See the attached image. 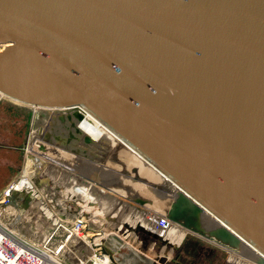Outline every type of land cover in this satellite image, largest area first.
<instances>
[{
  "label": "water",
  "instance_id": "95a60500",
  "mask_svg": "<svg viewBox=\"0 0 264 264\" xmlns=\"http://www.w3.org/2000/svg\"><path fill=\"white\" fill-rule=\"evenodd\" d=\"M3 97L67 165L264 262V0H0Z\"/></svg>",
  "mask_w": 264,
  "mask_h": 264
},
{
  "label": "built area",
  "instance_id": "2783aa9c",
  "mask_svg": "<svg viewBox=\"0 0 264 264\" xmlns=\"http://www.w3.org/2000/svg\"><path fill=\"white\" fill-rule=\"evenodd\" d=\"M30 150L28 143L21 167L0 191V264H125L134 253L147 256L135 244L139 238L137 229L164 242L176 236L177 225L170 216L152 208L134 209L138 216L136 229L121 227L119 223L115 227L107 217L111 186L63 167L54 187L41 185L36 170L31 177L32 186L14 193ZM55 196L62 198L64 208ZM33 207L37 211L33 212ZM29 211L32 218L27 215ZM38 212L41 215L37 226L42 224L41 230L35 226ZM162 258L165 257L158 255L155 260L163 264Z\"/></svg>",
  "mask_w": 264,
  "mask_h": 264
},
{
  "label": "rangeland",
  "instance_id": "374dc122",
  "mask_svg": "<svg viewBox=\"0 0 264 264\" xmlns=\"http://www.w3.org/2000/svg\"><path fill=\"white\" fill-rule=\"evenodd\" d=\"M4 101H6L7 97H3ZM10 102H14L11 101ZM8 102V101H6ZM8 102V109L3 104H0V183L2 179L11 176L15 171L17 172L19 168L21 167V164L23 162L24 158V148L27 146V144H30V147H32L33 144V138L36 136V132L38 131L40 122L38 121L39 114L41 113V109L34 108L29 105H23L21 103H10ZM16 104H21L23 107H19ZM3 112L8 114V118H5L3 120ZM28 117V118H27ZM45 117V118H43ZM42 117L43 122H47L48 115L44 114ZM29 119L28 123L27 120ZM51 133L54 132L53 127L49 130ZM43 139V138H42ZM37 140L36 143V152H45L46 148L44 147L45 143L43 140ZM48 139V138H47ZM44 141H47L46 139ZM43 142V143H42ZM57 142L58 141H54ZM35 150V149H34ZM30 152V151H29ZM27 155V166L28 163L33 162L34 166L39 169L40 168V160L34 157L32 154ZM53 157H57L58 159L62 158V161L64 160L63 155L61 156L55 155L52 153ZM52 157V158H53ZM20 165V166H19ZM48 163H43L42 168H44ZM67 165V164H66ZM49 166H53L50 164ZM68 167V165H67ZM34 168V167H33ZM49 167H47L48 169ZM55 168V167H54ZM69 168V167H68ZM35 169V168H34ZM73 169V168H72ZM35 170H31L29 173L31 177L34 175ZM53 171V169H50ZM74 170V169H73ZM76 172H81L74 170ZM83 173V172H82ZM39 183H42L41 185L47 186L48 188L54 187L55 183H49L47 180H43L39 176ZM57 179V178H56ZM56 182V181H54ZM67 190V189H65ZM62 193H64V190H62ZM60 205L61 208L65 207V203L62 201V198L60 196H55L54 198ZM118 199V200H117ZM122 200V201H121ZM110 202H114V215L111 216V222L112 225L115 227L118 226V223L121 224V227L127 226L128 228L135 229L138 223V216L134 214V209L137 210L138 207H145V208H152L154 207L146 204V206H138L131 204L127 200H124L123 198L116 196L115 194L111 193L110 196ZM22 203V200H19V204ZM134 208V209H133ZM130 209H132L130 211ZM33 212L37 211L33 207ZM29 218H32L33 213L29 211L27 213ZM38 220L36 221V227L37 230H41L42 224L40 226H37V222L40 221V212H38ZM19 218V217H17ZM118 218V219H117ZM176 219V218H175ZM178 220V219H176ZM114 222V223H113ZM180 224L185 226L186 228H192L194 230H197L196 228L178 220ZM179 226H177L178 228ZM180 228V227H179ZM184 230V229H183ZM202 235L207 236L209 238H212L214 241L219 242L220 240H216V238L200 231ZM185 232V231H184ZM187 232V231H186ZM139 238L135 239V244H139L144 252H146V255H140L138 253L132 254L131 257L128 258V262L126 264H159L155 259L158 255L164 256L165 258H162L161 263L163 264H195L199 257L204 256L205 258L209 259L205 261L204 264H244L241 263V258L236 257L229 251H226L224 249H221L214 244L210 243L208 240L204 238H199V236L187 232L184 236L181 238H177L174 243L172 241L175 240V236H172L170 238L169 242L161 241L158 237H153L149 235L147 232H141L139 231ZM184 240L181 242V240ZM170 243V244H168ZM169 257V259H167ZM202 264V262H200ZM246 264H250L247 263Z\"/></svg>",
  "mask_w": 264,
  "mask_h": 264
},
{
  "label": "bare ground",
  "instance_id": "6f19581e",
  "mask_svg": "<svg viewBox=\"0 0 264 264\" xmlns=\"http://www.w3.org/2000/svg\"><path fill=\"white\" fill-rule=\"evenodd\" d=\"M16 102V101H15ZM44 116V113H41V116H40V114H39V118H38V121L40 122V120L41 121H43V119H42V117ZM43 118H45V117H43ZM45 124V123H44ZM45 126H49L48 128H52L50 125H49V122H48V119H47V122H46V124H45ZM44 126V127H45ZM42 133H41V136H43V142L45 143V145H44V147L46 148V151H48L47 153H44V154H42L41 152L40 153H38V152H34V150L31 148V152H33V153H36L37 155H40L41 157L42 156H48V158L49 159H43V158H39V157H36V158H38L39 160H42L41 162H40V167H41V169H38L36 166H34V164H32L33 162H31V163H28V166H27V162H28V160L26 161V164H25V166H24V169H23V171H22V175H21V178L18 180V182H16L15 183V187H14V190H13V192L14 193H20V191H22L23 190V188H24V184L26 183V182H24V181H26V180H28V181H31V175H30V171L33 169V170H35V169H37V174L38 175H40V177L43 179V180H47L48 182H49V179H48V177H47V174L49 175V171L48 170H50L51 168L53 169V171H57V172H59L61 175H62V171L60 170V167H63V168H65V169H67L68 171H71L72 173H75V174H79L78 172H76V171H74L73 169H72V167L71 166H69L68 165V167H67V165L65 164V165H63V164H60V163H58V162H56L54 159H52L51 158V155H52V153H56L58 156H61V154H62V152H61V149H55L54 148V144L55 143H57V142H55L54 143V141H56L57 140V138H56V135H55V133L53 132V133H51V131H41ZM39 134V132H36V134L34 135V136H36V135H38ZM40 136V137H41ZM46 137V138H45ZM35 138H37V136L36 137H34L33 139H35ZM48 138V139H47ZM44 139H46L47 141H44ZM42 142V143H43ZM51 142H52V144H51ZM54 143V144H53ZM59 148V147H58ZM58 150V152H56L55 150ZM28 155V154H27ZM44 156V157H45ZM43 163H48V165H46L44 168H42V165H43ZM50 164H52L53 166L51 167V166H49ZM35 169H34V168ZM47 167H49L48 169H47ZM55 167V168H54ZM31 186H32V181H31V184H30ZM111 193L112 194H115L116 196H119V197H121V198H123L124 200H127L128 202H130L131 204L133 203L134 205L136 204V205H140V206H146V203H144V202H142V201H140V200H138V199H136V198H134V197H132V196H130V195H128V194H126V193H124V192H122V191H120V190H118V189H116V188H113V187H111ZM16 194L14 195V199L16 198ZM155 210H157V211H159V212H161V213H163V214H166V213H164V212H162V211H160V210H158V209H156V208H154ZM108 214H109V211H108ZM108 214H107V217H108ZM166 215H168V214H166ZM170 216V215H169ZM170 219L172 220V221H174L175 222V224L177 225V226H179V227H184L187 231H190V232H193L194 234H196V235H198V236H200L201 238H204V239H206V240H208V241H210V242H213V243H215V244H217L219 247H221V248H230V249H232L235 253H237V254H239V255H241V256H243L244 258H246V259H248L252 264H264V262H262V261H260V260H258V259H256V258H254V257H252V256H250V255H248V254H246V253H244V252H242V251H240V250H238V249H236V248H234V247H232V246H230V245H228V244H226V243H224V242H222V241H219V242H217V241H214L212 238H209V237H207V236H204V235H202L199 231H197V230H194V229H192V228H186L185 226H183L182 224H180L179 222H178V220H176L174 217H172V216H170ZM217 240V239H216ZM235 255V254H234Z\"/></svg>",
  "mask_w": 264,
  "mask_h": 264
},
{
  "label": "crops",
  "instance_id": "0c3cea01",
  "mask_svg": "<svg viewBox=\"0 0 264 264\" xmlns=\"http://www.w3.org/2000/svg\"><path fill=\"white\" fill-rule=\"evenodd\" d=\"M4 98H2L1 100H0V104H3L5 107H7L6 109H8V102H10V99L9 98H7L6 99V101H8V102H6V101H4L3 100ZM11 101H14V100H11ZM10 103H15V101L14 102H10ZM16 103H19V102H16ZM16 105H18L19 107H23L21 104L19 105V104H16ZM23 105H25V104H23ZM5 118H8V114L7 113H4L3 112V120H5ZM28 118V117H27ZM47 119H48V122H49V125L52 127V124H51V122H50V119H49V117H47ZM28 121H29V119L27 120V123H28ZM43 123V126H42V128H41V124ZM45 122H43V121H41L40 120V124H39V128H38V131L37 132H39V135H41V131H49L51 128H48L49 126H45V124H44ZM45 126V127H44ZM44 136V135H43ZM43 136H37V138H35V139H33V144H32V149L34 150V152L36 151V143H37V140L39 139V140H41L42 138H43ZM46 138V137H45ZM45 140V139H44ZM55 143V142H54ZM53 143V144H54ZM51 144H52V142H51ZM56 147V148H55ZM59 147V148H58ZM54 148L55 149H60V146H59V144L58 143H55L54 144ZM54 149V150H55ZM56 152H58V150H55ZM42 154H44L45 152H41ZM29 154H32L34 157L36 156V157H39V158H43V159H49L48 158V156L46 157L45 155V157L44 156H40V155H37L36 153H33V152H29ZM55 155H57L56 153H54ZM53 157V155H51V158ZM38 159V158H37ZM52 159H54L56 162H58V163H60V164H63V165H65L66 163H65V160H63L62 161V158H60V159H58L57 157H53ZM29 161V160H28ZM40 161H42V160H40ZM20 166V165H19ZM36 166V165H35ZM73 168V167H72ZM74 170H77V169H75V168H73ZM49 171V175L47 174V177H48V179H49V183H53L54 181H57V179L61 176V175H59L60 173L59 172H57V171H51V170H48ZM78 171V170H77ZM16 171L11 175V176H9V177H6L5 179L3 178L2 179V181H1V183H0V191L2 190V189H4L7 185H8V183L14 178V176L16 175ZM80 173H82V172H80ZM59 176V177H58ZM57 178V179H56ZM24 182H26L25 184H24V188H23V190H26L27 189V187H31V181H28V180H26V181H24ZM29 190H30V188H28ZM176 238H175V240L174 241H172V243H174L175 241H176V239L178 238V236H175ZM181 240V239H180ZM184 240H181V242H183ZM128 262V261H127ZM126 262V263H127ZM125 263V264H126Z\"/></svg>",
  "mask_w": 264,
  "mask_h": 264
},
{
  "label": "flooded vegetation",
  "instance_id": "af4514ba",
  "mask_svg": "<svg viewBox=\"0 0 264 264\" xmlns=\"http://www.w3.org/2000/svg\"><path fill=\"white\" fill-rule=\"evenodd\" d=\"M59 175H61V174H59ZM59 177V176H58ZM111 203V207H110V209H109V214H108V217L109 218H111V216H113L114 215V212H115V209H114V202H110ZM134 209V208H133ZM132 209H130V211H131ZM118 219V218H117ZM184 229V230H183ZM176 231H177V233H176V236H178V238H181L184 234H186L187 232H189V233H193V232H190V231H187L184 227H176ZM185 231V232H184ZM187 231V232H186ZM194 234V233H193ZM196 235V234H195ZM198 236V235H197ZM199 238H200V236H199ZM210 242V241H209ZM210 243H212V244H214L215 246H217V247H219L217 244H215V243H213V242H210ZM168 244H170V243H168ZM219 248H221V247H219ZM221 249H224V250H226V251H229L230 253H232L233 255L235 254V256L236 257H239V258H241V260H240V262L242 263H244V264H246V262L247 263H250V264H252L248 259H246V258H244L243 256H241V255H239V254H237V253H235L232 249H230V248H221Z\"/></svg>",
  "mask_w": 264,
  "mask_h": 264
},
{
  "label": "trees",
  "instance_id": "16d2710c",
  "mask_svg": "<svg viewBox=\"0 0 264 264\" xmlns=\"http://www.w3.org/2000/svg\"><path fill=\"white\" fill-rule=\"evenodd\" d=\"M149 235H151V234L149 233ZM151 236H153V235H151ZM153 237H155V236H153ZM206 259L207 258H205L204 256H201V257H199V259L197 260V262L195 264H201L200 262H202V264H204V263H206L205 261L209 260V259H207V260Z\"/></svg>",
  "mask_w": 264,
  "mask_h": 264
}]
</instances>
